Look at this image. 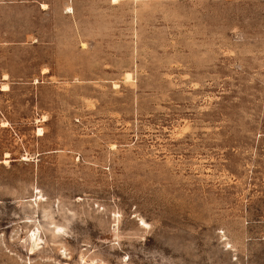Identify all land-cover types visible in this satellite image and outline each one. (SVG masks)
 <instances>
[{
    "label": "rangeland",
    "instance_id": "obj_1",
    "mask_svg": "<svg viewBox=\"0 0 264 264\" xmlns=\"http://www.w3.org/2000/svg\"><path fill=\"white\" fill-rule=\"evenodd\" d=\"M0 264H264V0H0Z\"/></svg>",
    "mask_w": 264,
    "mask_h": 264
},
{
    "label": "bare ground",
    "instance_id": "obj_2",
    "mask_svg": "<svg viewBox=\"0 0 264 264\" xmlns=\"http://www.w3.org/2000/svg\"><path fill=\"white\" fill-rule=\"evenodd\" d=\"M3 87H5V86H3ZM3 89H6V87L3 88ZM38 134H39V135L42 134V132H40V129H38ZM37 240H38V237H37L36 234L33 232V233L30 235V241H31L34 245H36V244H37Z\"/></svg>",
    "mask_w": 264,
    "mask_h": 264
}]
</instances>
